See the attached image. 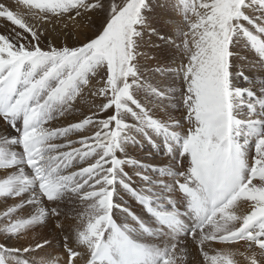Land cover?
<instances>
[{
  "label": "snow or ice",
  "instance_id": "1",
  "mask_svg": "<svg viewBox=\"0 0 264 264\" xmlns=\"http://www.w3.org/2000/svg\"><path fill=\"white\" fill-rule=\"evenodd\" d=\"M0 19V264H264V0H0ZM133 133L174 143L153 158Z\"/></svg>",
  "mask_w": 264,
  "mask_h": 264
},
{
  "label": "bare ground",
  "instance_id": "2",
  "mask_svg": "<svg viewBox=\"0 0 264 264\" xmlns=\"http://www.w3.org/2000/svg\"><path fill=\"white\" fill-rule=\"evenodd\" d=\"M9 2H12L14 4V0H9ZM5 23H7V22L0 19V33H3L5 31V29H4ZM242 44L244 46L240 48L239 54L236 57V66H237L238 70H243L249 74V82H251L252 77H251L250 73L252 71H259L260 69L258 67L253 69L251 67V65H254L256 63V57L254 56V54L251 50V47L249 45H247L246 41H242ZM237 80H239L240 83L243 84L242 78L237 77ZM257 82L264 83V81H260L259 78H257ZM174 107H175V105H169L170 110ZM132 135H135L138 139H140L141 143H139V144H136L134 142L128 143L127 147H126V151L139 149L140 152L147 153L149 155L154 153L155 156H153V158L164 157L165 152H166L165 144L166 143L167 144L174 143L173 141H171L168 138H165L164 136H157V137H155V141H156L157 146L155 148H153L152 145L147 144L146 141H143L142 137H139L138 133H133ZM146 174L153 177V178L161 175V173L159 171L153 172L152 170H148ZM162 191H163V189H161V192ZM121 192L123 193V195H120V196L114 195V202L119 201L124 206L134 208V210L137 212V214L141 216V218L145 224L151 225L154 223V218L151 217L148 213L143 212L142 205L137 204L135 199L133 197H131L127 192H124L123 189H121ZM138 192L141 194H144V195H148V193L145 192L143 188H138ZM156 204H157L156 201L151 202L152 206H156ZM4 207H5L4 204L2 202H0V211H3ZM117 219H118V222H120V223H129V224L132 223L128 219V217H126L124 215L118 216Z\"/></svg>",
  "mask_w": 264,
  "mask_h": 264
}]
</instances>
